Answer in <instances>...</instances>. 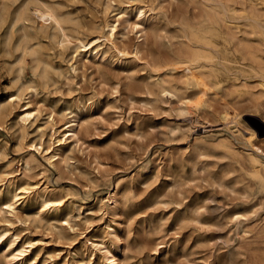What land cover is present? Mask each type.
I'll use <instances>...</instances> for the list:
<instances>
[{
	"label": "rangeland",
	"instance_id": "rangeland-1",
	"mask_svg": "<svg viewBox=\"0 0 264 264\" xmlns=\"http://www.w3.org/2000/svg\"><path fill=\"white\" fill-rule=\"evenodd\" d=\"M21 1L0 0V264H264V0H41L48 22ZM191 31L206 89L157 68ZM96 33L100 54L65 41Z\"/></svg>",
	"mask_w": 264,
	"mask_h": 264
},
{
	"label": "bare ground",
	"instance_id": "bare-ground-1",
	"mask_svg": "<svg viewBox=\"0 0 264 264\" xmlns=\"http://www.w3.org/2000/svg\"><path fill=\"white\" fill-rule=\"evenodd\" d=\"M222 3H223V1H222ZM47 8L48 7H44L41 4V0H22L16 8L17 10L15 12V18H16V20H21V19L22 20H25V19L35 20L36 19L35 16L40 15L41 18H43V21H45V22L46 21L48 22L49 19H57L58 15L55 12V9L51 8L48 10ZM223 8H225V7H223ZM118 13L119 14L120 13H126L125 8L123 7ZM140 13H142L141 10H140ZM1 20H3V19H1ZM255 22H256V19H255ZM15 23H16V21H15ZM108 27H109L108 34H110V33L112 34L113 31L115 30L116 24L110 23V24H108ZM51 28H53V27H51ZM142 31L144 33L146 32V30L144 28H142ZM44 32H46V30H44ZM100 33L88 34V35H85L82 37L81 36L80 37L79 36L72 37L70 40H65V41H67V43L69 42V44L70 43L73 44L76 52L79 54H84V55L100 54V52H102L101 47L104 43V42H102V36L103 35L101 36ZM24 35H25V32H24ZM190 35H193L194 37H196V39H198L199 42L195 43L190 37H187V41L184 42L185 43L184 48H180L173 59L159 62L157 68L164 71V69L167 66H170L171 71L185 72L187 85H188V83H195L199 86H203L206 89V87L209 86L210 81L208 79V76L205 74V72L203 70H201L199 68V66L202 65L203 61L210 60L214 55L211 52V50L206 47L205 44H207V42L202 41L200 39L199 33L195 32V31H191ZM36 57L39 59L40 58L39 54ZM170 80L171 79L166 78V79L160 81V83L162 84L164 91L176 92L178 90L177 85L170 82ZM167 83H170V84H167ZM17 98H18V96L15 95L13 99H17ZM20 114H21L20 119L24 123L31 121L32 118L35 116L34 111L31 110L28 105H26L25 108H23V110H22V112H20ZM255 115H257V114H255ZM228 117H229V113L224 112L223 118L228 119ZM232 118H233L234 122H237V123L240 122V117L238 114H235L234 116H232ZM70 121H71L70 124L66 123L67 124L66 129L68 130V134L77 135L78 121L76 118H74ZM250 131H251L250 140H252L253 138H257L258 135H257L256 130L251 128ZM253 160L258 161L257 159H253ZM4 186H5V184H4ZM0 194L3 195V189L2 188H0ZM17 196H18V194L14 195V197H16V198H15L14 202H10L8 204L9 207L15 208V206H16L15 203L17 202ZM46 201H50V200H45V202ZM51 201H53L55 203V205L58 207H60L63 203L62 199H51ZM113 202L117 203V199L113 198ZM17 251H19V252L18 253H15V252L12 253V261L17 259L20 255H22L25 250L24 249H18Z\"/></svg>",
	"mask_w": 264,
	"mask_h": 264
},
{
	"label": "water",
	"instance_id": "water-1",
	"mask_svg": "<svg viewBox=\"0 0 264 264\" xmlns=\"http://www.w3.org/2000/svg\"><path fill=\"white\" fill-rule=\"evenodd\" d=\"M254 119L256 120V122L258 123V130L260 132V134L262 133L261 130L264 129V121L260 120L257 117H254Z\"/></svg>",
	"mask_w": 264,
	"mask_h": 264
}]
</instances>
